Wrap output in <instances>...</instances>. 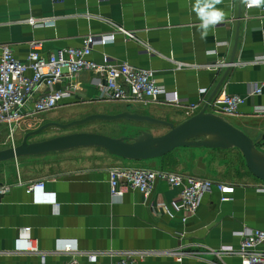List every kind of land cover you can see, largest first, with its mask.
Here are the masks:
<instances>
[{"label": "crops", "instance_id": "crops-1", "mask_svg": "<svg viewBox=\"0 0 264 264\" xmlns=\"http://www.w3.org/2000/svg\"><path fill=\"white\" fill-rule=\"evenodd\" d=\"M243 1L220 0L216 7L224 12L220 23L226 25L212 27L201 39L200 21L193 11L195 0H0V45L8 44L23 60L32 39L41 41L40 52L46 57L59 48L80 47L89 33L114 32L113 41L93 47L91 58L95 62H127L150 69L158 84L200 103V108L186 114L172 107L175 112L160 110L158 117L151 107L166 105L115 103L140 105L154 113L127 111L178 125L219 94L245 97L253 83L264 80V61L254 62L264 55V18L259 17V9L245 10ZM43 18H55L54 26H33ZM117 27L131 31L135 38L126 39ZM145 46L152 54L140 52ZM215 48L217 54L208 55ZM219 58L229 65L216 70L205 67ZM96 77L92 71L78 73L74 79L78 92L64 100L60 109L106 103L97 100ZM199 89L206 92L200 96ZM245 98L237 115L230 120L220 116L256 140L264 151V93ZM207 111L211 112L209 106ZM36 124L33 119L21 122L14 133L15 144ZM9 146L7 127L0 124V150ZM214 149H174L171 152L181 171L176 172L217 174L211 160ZM105 151L90 161L71 157L70 164L65 161L55 170L42 172L27 169L48 160L46 153L0 162V183L11 185L9 192L0 195V264H112L125 251L150 253L135 264H240L237 256L220 257L211 250L222 245L236 247V233L245 227L264 229V194L256 191L262 182L249 171L220 180L234 188L229 200L221 201L220 192L213 189L196 213L182 222V211L174 207L178 189L164 181L155 183L148 198L130 189L121 197L109 192L108 168L130 167L146 160L160 164L161 157L136 161ZM40 180L44 181L43 189L26 191L28 184ZM22 227L31 228L39 253L23 252L24 242L17 237ZM68 244L72 250L64 251ZM177 250L195 256L171 254Z\"/></svg>", "mask_w": 264, "mask_h": 264}, {"label": "built area", "instance_id": "built-area-1", "mask_svg": "<svg viewBox=\"0 0 264 264\" xmlns=\"http://www.w3.org/2000/svg\"><path fill=\"white\" fill-rule=\"evenodd\" d=\"M245 10L259 9V17L264 18V6L255 7L251 0H244ZM55 18H43L33 23V26H54ZM226 22L218 23L215 27L225 26ZM126 39L135 38L134 33L122 27L115 28ZM264 33V32H263ZM115 39V33H89L83 38L80 47L59 48L48 56L41 55V41H29L30 49L25 59L14 55L8 44L0 45V124L8 130L10 146L15 145L14 133L21 122L34 119L38 114L56 110L64 105V100L71 99L78 92V84L74 80L82 71H92L97 77L95 85L98 90V101L127 102L143 104H162L185 110L186 114L194 113L200 108V103H194L179 96L176 90H169L157 83L150 69L135 67L127 62L97 63L91 58L95 45H103ZM221 43H217L219 45ZM140 52L152 54L150 47L145 46ZM217 50L211 49L208 55H216ZM264 61V55L255 61ZM235 64V63H234ZM242 63H236V65ZM182 65V64H179ZM229 65L224 58L213 63H207L206 68L216 70ZM60 86V87H59ZM59 87V88H58ZM206 89H199L203 95ZM264 80L253 83L247 96L262 95ZM245 97L221 93L208 103L211 112L227 117L235 116L240 106L245 103ZM261 112V111H258ZM110 195L121 197L127 189L137 191L145 198L153 192L157 181H164L169 186L178 189V197L174 207L182 211V222L193 216L205 195L217 189L220 200H229L234 188L224 183L163 169H143L128 166H114L107 169ZM44 181L40 180L27 185L26 191L31 193L41 190ZM11 185H1L0 194L9 192ZM256 191L264 194V182ZM158 206L164 205L158 204ZM239 243L236 247L222 245L211 250L218 256H237L240 264H264V229L248 228L236 233ZM18 239L24 242L23 252L39 253L36 239L31 236L30 227L18 229ZM70 244L64 251H71ZM176 257H194V253L174 251ZM150 255L147 251H125L118 255L112 264H135ZM94 260L96 255H89Z\"/></svg>", "mask_w": 264, "mask_h": 264}, {"label": "water", "instance_id": "water-1", "mask_svg": "<svg viewBox=\"0 0 264 264\" xmlns=\"http://www.w3.org/2000/svg\"><path fill=\"white\" fill-rule=\"evenodd\" d=\"M121 118L164 125L168 127V131L159 136L147 135L139 138L135 142H127L122 138H113L107 135L93 133H75L50 140L30 142L29 139L32 136L41 133L47 127V125H44L35 131L24 134L20 143L0 150V162L15 160L25 155L42 154L56 150L86 146L101 147L113 155L136 161L162 157L174 149L181 147L225 148L229 146L240 151L245 166L251 175L259 181L264 182V165L259 166L253 155V150H256L260 154L258 161L264 164V156L261 153V149L257 147V141L250 139L220 115L207 111V104L199 112L188 117L178 125L128 111L114 115L93 113L67 125H55L60 128H66L69 125L96 119L114 121ZM208 135H215L217 139H208ZM200 136H204L205 139L195 140L196 137Z\"/></svg>", "mask_w": 264, "mask_h": 264}, {"label": "rangeland", "instance_id": "rangeland-1", "mask_svg": "<svg viewBox=\"0 0 264 264\" xmlns=\"http://www.w3.org/2000/svg\"><path fill=\"white\" fill-rule=\"evenodd\" d=\"M152 110L156 111L154 113L153 111H148V108H144L140 105L130 104L127 106L126 104L122 103H115V102H106V103H98L96 105H78L74 108L70 109H56L50 112H45L38 114L34 117V121L37 122V124L32 128V131L37 130L42 125L48 123V122H54L58 121L62 124H69L74 121L81 120L85 117H87L89 114L93 113H101V114H107V115H114L122 113L125 111H137V112H144V113H154L155 116L159 114L157 113L160 110L168 111L169 113H173L176 110L169 106H158V107H151ZM60 111L63 113L60 114ZM67 114L65 117L64 115ZM223 116V115H222ZM64 117V118H63ZM225 119H228L229 117L223 116ZM155 118V117H153ZM156 119V118H155ZM159 119V118H157ZM230 120V119H228ZM165 121H168L169 123H173L172 121H169L168 119H165ZM168 131V127L164 125H158L154 123H148V122H138L128 119H118L114 121H104L100 119L87 121L79 124H73L69 125L66 128H48L41 133L32 136L29 141L30 142H39L44 140H50L53 138L61 137L64 135H70L75 133H93V134H102L107 135L113 138H122L123 140L127 142H135L139 138L145 137L147 135L150 136H159ZM205 139L204 136L196 137L195 140H203ZM19 142V140H18ZM261 145V144H260ZM258 146V148H262V146ZM263 149V148H262ZM261 149V150H262ZM106 153L104 148L99 147H93V146H86V147H77V148H71V149H64V150H56L51 152H46L47 155H49L48 160L41 161L39 163L41 164H33L30 166L29 171H32V168L37 169L38 171H46V170H55L59 166H63L65 161L70 164L71 163V157H82L85 160H92L96 157V155L101 153ZM264 156V151L261 152ZM45 154V153H43ZM52 156V157H51ZM89 160V161H90ZM213 167L216 169V173H209L203 170L198 172V170H195L191 172V175L194 176H200L205 177L208 179L214 180V176L210 174H214L217 178L218 182H221L220 180H226L230 179L233 176L239 175L241 172L248 171L245 163L243 162V159L241 157V154L236 148L234 147H225V148H215L214 154L212 156ZM152 160H146L141 161L138 164H134L130 167L135 168H143V169H159L160 165L154 162H151ZM38 163V162H37ZM200 168H204L203 164H199ZM16 168V167H15ZM14 168V169H15ZM9 168H6V171ZM182 169V168H181ZM181 172L179 169L177 170ZM8 172V171H7ZM176 172V170H175ZM244 175V174H243Z\"/></svg>", "mask_w": 264, "mask_h": 264}, {"label": "clouds", "instance_id": "clouds-1", "mask_svg": "<svg viewBox=\"0 0 264 264\" xmlns=\"http://www.w3.org/2000/svg\"><path fill=\"white\" fill-rule=\"evenodd\" d=\"M220 0H195L193 11L199 18V32L201 39H205L209 30L220 23L224 18V12L216 7ZM255 7L264 6V0H251Z\"/></svg>", "mask_w": 264, "mask_h": 264}, {"label": "trees", "instance_id": "trees-1", "mask_svg": "<svg viewBox=\"0 0 264 264\" xmlns=\"http://www.w3.org/2000/svg\"><path fill=\"white\" fill-rule=\"evenodd\" d=\"M159 159H160L159 169L175 171L179 168L178 159L176 158L175 154H172V152L163 155Z\"/></svg>", "mask_w": 264, "mask_h": 264}, {"label": "bare ground", "instance_id": "bare-ground-1", "mask_svg": "<svg viewBox=\"0 0 264 264\" xmlns=\"http://www.w3.org/2000/svg\"><path fill=\"white\" fill-rule=\"evenodd\" d=\"M207 138L208 139L215 140V139H217V136H215V135H208ZM253 155H254V158H255L256 162L258 163V165L259 166H263L264 164L263 163H260V161H258V159H260V154L256 150H253Z\"/></svg>", "mask_w": 264, "mask_h": 264}, {"label": "flooded vegetation", "instance_id": "flooded-vegetation-1", "mask_svg": "<svg viewBox=\"0 0 264 264\" xmlns=\"http://www.w3.org/2000/svg\"><path fill=\"white\" fill-rule=\"evenodd\" d=\"M63 112L62 111H60V114H62ZM67 114H65L64 115V117L66 116ZM90 115V114H89ZM63 117V118H64ZM65 125V124H62V123H60V122H58V121H54V122H48V123H46V124H44V125H47V127L44 129V130H46V129H48V128H60V127H58V126H56V125ZM44 125H42V126H44ZM49 125V126H48ZM61 129V128H60ZM43 130V131H44Z\"/></svg>", "mask_w": 264, "mask_h": 264}]
</instances>
